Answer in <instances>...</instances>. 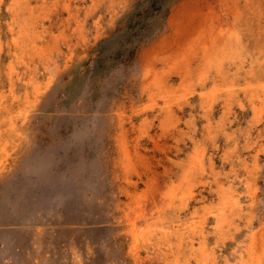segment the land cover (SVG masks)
I'll use <instances>...</instances> for the list:
<instances>
[{"label": "rangeland", "instance_id": "obj_1", "mask_svg": "<svg viewBox=\"0 0 264 264\" xmlns=\"http://www.w3.org/2000/svg\"><path fill=\"white\" fill-rule=\"evenodd\" d=\"M0 264H264V0H0Z\"/></svg>", "mask_w": 264, "mask_h": 264}]
</instances>
